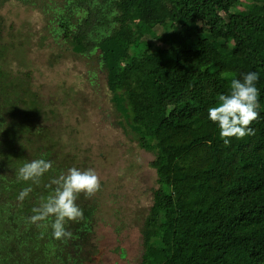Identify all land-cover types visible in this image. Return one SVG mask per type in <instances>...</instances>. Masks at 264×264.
Wrapping results in <instances>:
<instances>
[{
    "label": "trees",
    "instance_id": "16d2710c",
    "mask_svg": "<svg viewBox=\"0 0 264 264\" xmlns=\"http://www.w3.org/2000/svg\"><path fill=\"white\" fill-rule=\"evenodd\" d=\"M14 5L39 10L74 54L99 49L118 124L154 155L138 264H264V0H0V264L94 260L100 205L78 195L84 217L65 224L71 238L30 221L52 181L77 166L45 125L60 107L45 105L24 73L36 44L16 29ZM249 72L259 74L255 134L225 145L207 110ZM34 159L52 168L18 180Z\"/></svg>",
    "mask_w": 264,
    "mask_h": 264
},
{
    "label": "rangeland",
    "instance_id": "374dc122",
    "mask_svg": "<svg viewBox=\"0 0 264 264\" xmlns=\"http://www.w3.org/2000/svg\"><path fill=\"white\" fill-rule=\"evenodd\" d=\"M10 7L21 13L12 15L16 29L31 34L37 45L24 73L33 78L45 105L60 107L57 119L45 125L55 139L61 138L63 152L74 157L76 168H93L100 177V189L88 200L100 205L92 234L94 260L87 264H138L144 252L141 228L158 187L150 165L154 155L118 124L99 49L76 55L62 36L45 30L47 21L39 10Z\"/></svg>",
    "mask_w": 264,
    "mask_h": 264
},
{
    "label": "clouds",
    "instance_id": "9594fccd",
    "mask_svg": "<svg viewBox=\"0 0 264 264\" xmlns=\"http://www.w3.org/2000/svg\"><path fill=\"white\" fill-rule=\"evenodd\" d=\"M258 80L257 72L246 73L242 78H232L228 92L219 94L216 105L208 108V120L217 125L219 136L225 145L230 144L232 138L242 139L255 134L251 125L259 115ZM51 168L52 162L45 159L25 161L17 170V179L38 182V178ZM52 184L55 188L42 199L39 207L33 208L34 215L30 217V221L46 222L57 240L71 238L72 233L66 230L65 224L84 217L76 203L77 197L81 193L86 198L93 196L101 187L100 177L93 168L81 170L72 167L67 172H62ZM29 191L30 189H24L19 199L23 200Z\"/></svg>",
    "mask_w": 264,
    "mask_h": 264
}]
</instances>
